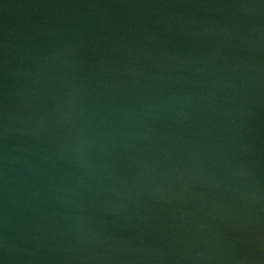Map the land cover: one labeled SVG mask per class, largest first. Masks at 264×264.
Here are the masks:
<instances>
[{
  "label": "water",
  "instance_id": "1",
  "mask_svg": "<svg viewBox=\"0 0 264 264\" xmlns=\"http://www.w3.org/2000/svg\"><path fill=\"white\" fill-rule=\"evenodd\" d=\"M0 264H264V0H0Z\"/></svg>",
  "mask_w": 264,
  "mask_h": 264
}]
</instances>
